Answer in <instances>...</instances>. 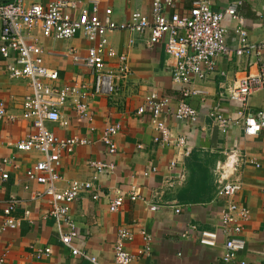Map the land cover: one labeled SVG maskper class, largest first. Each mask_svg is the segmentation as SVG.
Masks as SVG:
<instances>
[{
    "label": "crops",
    "instance_id": "crops-1",
    "mask_svg": "<svg viewBox=\"0 0 264 264\" xmlns=\"http://www.w3.org/2000/svg\"><path fill=\"white\" fill-rule=\"evenodd\" d=\"M10 1L0 0V4ZM55 1L25 0V3L48 6ZM193 1L176 0L175 6L166 8L164 13L183 15L190 10ZM234 1L208 0L213 11H221ZM241 1L238 15L243 20L248 42L257 46L264 41V0ZM151 3L152 0H99V14L110 8L112 20L122 25L135 11L149 17ZM79 8L78 5L76 9L67 10L77 13ZM223 26L225 42L232 53L219 58L215 71L204 80L193 78L188 88L201 92L196 96L181 97L182 86L171 78L175 60L165 52L163 43L150 46L147 32L140 35L117 30L107 33L108 43L117 54L128 56L131 74L117 82L114 95H90L81 99L68 94L62 103L56 96L45 97L47 105L58 110L61 121V124L45 123L46 128L57 138L78 137L89 141L88 145L61 155L57 165L61 178L56 184L59 190H65L73 181L92 180L94 171L89 162L110 160L101 132L109 126H119L114 138L116 153L110 160L114 170L98 179V200L91 199L90 191H83L70 204L69 216L77 232L70 246L61 243V236L68 233V228L48 216L50 200L42 196L45 187L26 177V171L43 156L35 151L15 149L20 140L34 132L31 122L21 118L23 97L33 93L31 83L27 79L11 78L6 66L13 59L0 55V102L5 104L7 117L14 118L0 122V226L7 202L11 198L18 201L13 213L16 227L0 230V264H91V257L96 258L98 264H115L113 248L120 229L132 234V240L126 244L133 256L131 264H239V261L260 264L263 261L264 133L246 136L242 125H233L223 135L208 112L217 107L224 116L237 118L238 103L231 102L228 93L243 78L260 72L264 67V52L259 57L254 54L236 56L233 50L240 43L236 32L239 22L226 18ZM32 34L42 48L44 65L58 72V80L45 81V85L58 90L74 86L79 92L91 90L93 79L83 64L91 46L81 34L66 41L43 38L37 29ZM117 68L115 59L106 61L107 70ZM152 92L168 99L164 118L173 136L184 137L185 149L154 144L156 133L150 114H136L145 95ZM181 102L198 112L195 123H178L174 119L173 113ZM79 104L86 106V116L78 113ZM247 104L250 113L261 110L264 90L252 93ZM230 149L239 150L259 167L248 162L238 172L242 188L233 201L250 212L248 221L242 224L245 250L237 260L224 263L226 237L221 234L220 225L225 199L215 195L212 170ZM171 163L175 167H171ZM3 175L5 181H1ZM191 180H194L193 188ZM118 193L125 200L118 211L111 213L109 203ZM131 194L138 199L130 201ZM201 232L217 234L214 247L199 244ZM145 238H149V242ZM45 250L49 253H43ZM74 250L77 255H72ZM38 252L42 253L40 257H37Z\"/></svg>",
    "mask_w": 264,
    "mask_h": 264
},
{
    "label": "built area",
    "instance_id": "built-area-1",
    "mask_svg": "<svg viewBox=\"0 0 264 264\" xmlns=\"http://www.w3.org/2000/svg\"><path fill=\"white\" fill-rule=\"evenodd\" d=\"M176 0H152L149 17L140 12H133L129 20L122 25L112 20V10L103 9L99 14V0L65 1L57 0L48 6L37 3L26 4L25 0H11L0 4V55L4 59H13L6 66L8 75L14 79H27L31 83L32 94L23 97L22 115L23 120L31 122L34 129L33 134L20 140L15 149L21 152L35 151L43 156L32 168L26 171L28 180L35 181L45 187L42 196L50 200L48 216L59 224L68 228V233L61 236V243L70 246L72 240L77 237L74 225L69 216V207L83 191L91 192V199L98 200V179L100 176L114 170V164L110 161L116 153L115 136L119 126H109L101 132V141L106 147V155L110 160L91 161L90 168L94 171L91 181H73L65 190H59L56 184L61 180L57 172V165L62 154H70L78 146L89 144L87 139L78 137L57 138L45 126V123L61 124L57 109L47 105L45 97L56 96L62 103L67 95H76L84 99L91 96L109 97L117 91V82L127 79L131 69L126 54H117L108 43L107 33L117 30H128L135 34L149 33V45L155 46L163 43L165 52L174 60L171 70L172 81L181 85L180 95L183 99L196 96L201 92L188 88L193 78L204 80L208 74L216 69L219 58L227 57L232 50L225 42V28L223 23L226 18L239 22L237 34L239 36V47L233 50L238 57H248L254 54L261 56L264 52V41L257 46L250 45L247 33L243 28V20L238 15V7L242 1L236 0L221 11H213L208 0H194L190 10L179 15L172 13L166 15L165 9L175 6ZM77 13H69L67 9H76ZM41 37L54 40H69L81 34L90 46L83 60L93 79V87L90 91L79 92L74 88H63L58 90L45 85V81L54 82L58 80V72L47 68L42 58V48L32 32L36 30ZM132 42L129 41V44ZM116 60L118 68L116 71L106 69L107 60ZM264 90V67L256 76H247L238 82L236 88L228 93L231 102L238 103L236 108V119L224 116L217 107L208 112V117L217 126L223 135L228 129L235 125H242L246 136H257L264 133V107L254 113L248 109L249 96L257 91ZM168 99L158 96L155 92L145 95L143 103L137 108L136 114L149 113L151 123L156 136L154 144L159 146H176L186 148V141L182 136H173L167 126L164 114L167 111ZM86 106L79 104L77 111L85 115ZM174 119L178 123H195L199 118L198 112L185 102H181L175 112ZM13 117L6 115V107L0 102V122ZM65 125V123H62ZM187 154V152H186ZM257 163L247 160L246 156L239 150H228L224 153V160L215 164L212 175L214 177L215 195L217 198L225 199V206L221 211L220 232L225 236L222 261L230 263L238 259L245 250V242L241 237L242 224L250 217L248 208L235 203L233 198L242 188V182L238 172L246 163ZM6 163V161L4 162ZM171 167H175L171 163ZM1 176V181H5ZM128 199L136 201L138 196L131 194ZM125 197L116 194L111 200L108 210L111 213L118 211ZM18 207V201L11 198L4 207L1 218V231L14 229L17 220L13 213ZM179 211L176 210V213ZM114 243V263L131 264L133 256L127 251L126 244L132 240V234L120 229L117 232ZM217 234L214 232H201L199 244L214 247ZM149 242V238H145ZM148 248L146 249V253ZM43 253H49L45 250ZM74 250L72 255H77ZM42 255L38 252V256ZM91 264H98L97 259L90 258ZM239 264H247L239 261ZM260 264H264V259Z\"/></svg>",
    "mask_w": 264,
    "mask_h": 264
},
{
    "label": "trees",
    "instance_id": "trees-1",
    "mask_svg": "<svg viewBox=\"0 0 264 264\" xmlns=\"http://www.w3.org/2000/svg\"><path fill=\"white\" fill-rule=\"evenodd\" d=\"M193 183H194V180H191V185H190L191 188H193Z\"/></svg>",
    "mask_w": 264,
    "mask_h": 264
}]
</instances>
